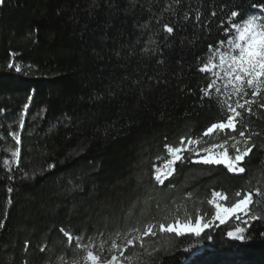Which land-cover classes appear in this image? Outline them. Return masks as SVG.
I'll return each instance as SVG.
<instances>
[{
    "label": "trees",
    "instance_id": "16d2710c",
    "mask_svg": "<svg viewBox=\"0 0 264 264\" xmlns=\"http://www.w3.org/2000/svg\"><path fill=\"white\" fill-rule=\"evenodd\" d=\"M261 5L3 0L0 264H53L89 243L114 241L128 264H264V85L233 97L216 67L200 70L210 56L217 65L237 34L233 23L252 15L264 23ZM237 101L254 102L237 108L235 131L205 136ZM216 136L229 156L233 144L252 149L238 164L244 172L192 163L197 156L185 151L157 185L152 169L167 160L166 146L199 140L189 144L193 152ZM212 193L227 207L251 194L246 223L200 236L157 231L141 247L148 223L183 220L186 212L209 219ZM237 225L246 229L243 241L227 236Z\"/></svg>",
    "mask_w": 264,
    "mask_h": 264
},
{
    "label": "snow or ice",
    "instance_id": "6c2138e0",
    "mask_svg": "<svg viewBox=\"0 0 264 264\" xmlns=\"http://www.w3.org/2000/svg\"><path fill=\"white\" fill-rule=\"evenodd\" d=\"M3 0H0L2 3ZM255 7V5H253ZM261 11H264V5H261ZM233 17L238 15L237 12H232ZM261 17L256 15L249 16L243 24H232V28L236 31V36L229 40L230 51L228 52H219V67L224 71V75L228 77L227 83L234 84V91L240 93L243 91V84L246 82L248 86L254 88L253 95H256L260 91V86L264 85V23H260ZM166 31L172 33L173 29L165 25ZM224 42L221 41V44ZM211 47V46H209ZM226 66V67H225ZM217 67L213 63V57H209L208 63L201 68V71H209L210 68ZM19 71V69H17ZM214 75L219 76V73H214ZM235 82V83H234ZM215 80L208 85L209 88L213 87ZM227 86V85H226ZM219 91V89H217ZM207 94V93H206ZM247 95V93H245ZM254 101H245V104H251ZM245 104L239 103L237 101L236 106L232 107L229 105V111L232 113L227 118L226 122L216 123L211 125L204 133V135H209L213 132L214 129L224 130L225 128H231L233 131L236 129V117H239L241 114L237 111V108H244ZM241 137L244 136V132L239 133ZM189 144L195 145L200 143L199 140H189ZM247 144V141H245ZM168 154L171 156L170 160H164L163 163L167 167L168 171L166 175L172 174V165L177 161L182 159L183 151L186 149L183 147V141L181 146L172 147L166 146ZM217 145L213 144L211 148H205L203 151L207 153L205 156L201 157V160L205 164H225L229 171L232 172H244L243 167H239V162L243 161L244 158L251 152L250 147H245L243 150L238 148L236 144H233L232 147L235 149V155L229 156L227 148H224L223 145L219 147L224 148L223 152L214 153L213 148H216ZM194 150V149H193ZM191 151V150H190ZM158 159L163 160L162 157ZM161 169L157 168V180L159 183H163L159 173ZM238 197L241 196L240 193L236 194ZM221 197L219 193H213V199L209 200V203L212 204L215 208L214 215L210 220H205L201 216H196L194 219L185 213V218L181 220L180 218H174L169 222H160L158 224L148 223L140 236L137 239L141 240V247H144L143 238L149 236H155L157 231L159 233L174 234L175 236H184L188 234H193L200 236L206 229H208L215 221H219L221 224L225 223L229 218L234 217L235 219H240V213L247 214L248 206L252 203L251 194L243 196L241 199L236 200L231 206L225 207L220 203H217L216 198ZM253 220L258 217L252 216ZM246 223V222H245ZM63 231V229L61 230ZM136 231L140 232L139 229ZM246 229L237 225L234 230L228 231L227 236L234 240L243 241L246 239L245 236ZM65 236L69 234L64 233ZM71 240V237H69ZM79 239V238H77ZM127 244H133V240H127ZM113 248H117L115 242L112 244ZM86 259L92 261L93 264L99 259L97 256L93 255L91 251L87 252ZM116 257H113L115 260Z\"/></svg>",
    "mask_w": 264,
    "mask_h": 264
},
{
    "label": "rangeland",
    "instance_id": "374dc122",
    "mask_svg": "<svg viewBox=\"0 0 264 264\" xmlns=\"http://www.w3.org/2000/svg\"><path fill=\"white\" fill-rule=\"evenodd\" d=\"M228 51H230V45L228 46V48H227V50L225 52H228ZM218 65H219V58H218V61H217V67L215 69L216 73H219L218 78L223 83L225 88L228 91H230L232 96L236 97V95L239 94V93L234 91V84L227 83L229 78L224 75V71ZM252 89H253V87L248 86L246 82L243 84V90H245L244 92H247V95H250V91H252ZM225 130H228L229 132L233 131L231 128H225L222 131L219 130V129H214L212 133H214L215 131L223 132ZM212 133H210L209 135H205V136H210ZM219 139L220 138L216 136V137L208 140L206 142L205 146L202 145L204 147H201L199 150H194L193 152L190 151L191 148H190L189 144H185L183 147L186 149L185 151L191 152V155L197 156L196 158H194L192 160V163L202 164V165L222 166V167H226L227 168V166L225 164H205L201 160V157H203V156H205L207 154V153H205L203 151V149L211 148V146L215 142H217ZM191 146H193L195 148L194 145H191ZM218 149H219V147L217 146L216 148H213L212 151L214 153H217ZM185 151H183V152H185ZM234 153H235V149H234ZM166 156H167V160L171 159V156L168 154V151H167V155ZM178 161H180V160H177L175 163H177ZM239 163H241V162H239ZM174 164L172 165V173H173V169H174ZM157 168L161 169L159 175H160L161 179H163V181L167 180L172 174L171 175H166L168 169L164 165L163 162L157 164L152 169L153 179L157 183V185H161L162 183H159L158 180H157V174H158L157 173ZM246 195H248V194H246ZM212 199H213V193L210 195L209 200H212ZM216 201H217V203H220L221 205L227 207L225 205L226 199L222 195H221V197H217ZM208 205H209V207L212 210L211 217L209 219H207V220H210L212 218V216L214 215L215 208H214V206L212 204L209 203V201H208ZM249 206H250V204H249ZM249 206H248V213L247 214L240 213V219L239 220H237L234 217H232V218H229L228 220H226L225 223H223V224H221L219 221H215L208 229H211L212 227L216 228V227H219V226H222V225H227V224H236V223L237 224H241V223H245V221L249 217ZM208 229H206V230H208ZM188 235H193V234H188ZM194 236H196V235H194ZM67 239H68V242H70L69 237H67ZM114 242L116 243L117 248H113L112 247L113 242L108 247H106L105 245L100 244L98 242L89 243V244H87L84 247H80L79 251L72 252L71 253V257L69 259H64L62 257H59L58 259H56L54 261L53 264H93L92 261H89V260L86 259L88 251H91L93 253V255H95V256H97L99 258L95 262V264H128V260L126 259L125 255H124V246H123V244H121L119 242H116V241H114ZM113 257H116V259L113 260Z\"/></svg>",
    "mask_w": 264,
    "mask_h": 264
}]
</instances>
